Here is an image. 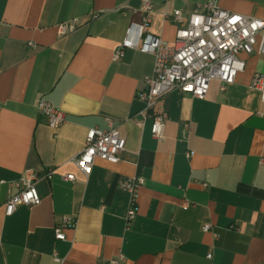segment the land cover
<instances>
[{"label":"crops","instance_id":"obj_1","mask_svg":"<svg viewBox=\"0 0 264 264\" xmlns=\"http://www.w3.org/2000/svg\"><path fill=\"white\" fill-rule=\"evenodd\" d=\"M205 1L152 0L148 31L173 43L172 12L187 20ZM216 1L228 12L264 16V0ZM142 2L0 0V264H102L119 254L126 264H264V104L249 88L255 73L264 75V55H240L245 66L235 82L221 90L212 81L202 100L169 93L157 141L150 119L136 124L153 57L126 50L111 61L126 30L141 22ZM71 20L78 27L60 37L57 26ZM42 100L64 114L60 127H48ZM109 124L125 142L120 161L97 159L85 178L72 159L88 130ZM29 170L54 174L35 186L39 205L6 216ZM66 174L75 182L63 181ZM134 177L143 184L126 228L128 195L119 182ZM66 216L75 225L58 241L54 228Z\"/></svg>","mask_w":264,"mask_h":264},{"label":"built area","instance_id":"obj_2","mask_svg":"<svg viewBox=\"0 0 264 264\" xmlns=\"http://www.w3.org/2000/svg\"><path fill=\"white\" fill-rule=\"evenodd\" d=\"M153 11L152 0H143L141 22L132 24L126 30L123 41L112 53L111 61H120L126 50H137L153 57L152 72L143 79V87L136 96L143 105L136 114V124L142 127L150 119V133L155 140L161 141L168 117L163 105L164 98L172 91L180 90L194 99L202 100L212 81L219 82L221 90L233 84L245 66L240 55H264V16L256 18L228 12L221 9L216 0H206L187 20H184L180 10L172 12L170 17L176 31L174 42L168 43L148 31ZM78 25L77 20L61 23L57 26L58 35L65 37ZM249 88L260 93L264 104V75L255 73ZM37 109L49 128L56 129L64 123V114L49 102L39 101ZM188 132L190 125L184 123L182 133L186 136ZM124 147V140L110 124L107 130L90 129L86 132L82 151L72 159V163L87 178L95 160L116 164ZM187 156L190 157L191 153ZM53 174L52 170L44 173L26 171L16 185L17 191L5 203V215H12L19 206L39 205L40 198L35 186L39 181L51 180ZM61 179L71 183L76 180L72 174L63 175ZM142 184L143 180L135 177L123 178L119 182V188L128 195L126 228L135 219L138 190ZM74 225V218L62 217L54 228L55 239L65 241L64 230L72 229ZM208 228L205 226L204 230ZM53 258L55 262H61L56 253ZM102 264L126 263L124 256L119 254Z\"/></svg>","mask_w":264,"mask_h":264}]
</instances>
